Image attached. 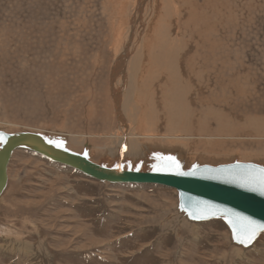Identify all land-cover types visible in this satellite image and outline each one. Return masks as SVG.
<instances>
[{
	"label": "rangeland",
	"instance_id": "rangeland-1",
	"mask_svg": "<svg viewBox=\"0 0 264 264\" xmlns=\"http://www.w3.org/2000/svg\"><path fill=\"white\" fill-rule=\"evenodd\" d=\"M171 1L181 16L176 25L169 9L171 36L193 68L187 129L128 111L131 138L115 136L110 69L136 0H0V130L58 138L131 171L154 152L183 169L264 165V0ZM0 264H264V232L237 245L221 219L178 211L174 188L101 182L16 149L0 195Z\"/></svg>",
	"mask_w": 264,
	"mask_h": 264
},
{
	"label": "water",
	"instance_id": "water-1",
	"mask_svg": "<svg viewBox=\"0 0 264 264\" xmlns=\"http://www.w3.org/2000/svg\"><path fill=\"white\" fill-rule=\"evenodd\" d=\"M16 149L32 151L101 182L174 188L177 191L178 211L188 220L196 222L221 219L230 231L232 242L237 245L248 247L264 232L258 230L248 246L237 243L233 238V226L243 235L254 227L248 221L264 225V194L259 184L260 170L264 169V165L233 161L216 165L193 163L183 169L180 163L177 168L168 159L172 156L153 154L156 162L151 165L150 172L134 170L116 173L109 167L92 162L86 150L78 153L67 149L58 138L32 131L9 133L0 130V195L7 183L8 161Z\"/></svg>",
	"mask_w": 264,
	"mask_h": 264
},
{
	"label": "bare ground",
	"instance_id": "bare-ground-1",
	"mask_svg": "<svg viewBox=\"0 0 264 264\" xmlns=\"http://www.w3.org/2000/svg\"><path fill=\"white\" fill-rule=\"evenodd\" d=\"M169 9L174 11L176 25H178V18L181 16L171 0H136L135 9L124 32L122 47L119 48L116 55L114 54L115 58L113 56L109 88L113 110L117 115L120 127V133H115V136L123 142L129 135V125L126 124L124 118V113L128 111H132L137 120H142L143 125L160 127L162 122L167 119L168 123L166 122V124H170V126L168 125L169 130L179 127L187 129L181 119H186L187 111H190L187 93L191 90L190 85L193 80L190 69L193 68L186 66L182 60L185 57V52L182 53V47L173 42L178 37L171 36L170 26L174 17ZM181 68L184 72H181ZM185 73L187 75H184ZM177 120L181 121L172 126V122ZM132 134L130 133L131 136ZM132 148L133 150L130 149L131 152L128 153V155L132 154L131 160H140L142 155L135 150L136 147L133 146ZM153 154L155 156L168 155L167 153L162 155L155 152ZM171 156L173 157V155ZM174 158L182 167V162L178 161L177 155L174 154ZM92 162L109 167L106 162L103 164ZM155 162L156 158H152L149 161V168L141 166L136 167L135 170L150 172L152 170L151 165ZM120 166L122 169L118 166L109 168L116 173L131 172V168H126L122 164Z\"/></svg>",
	"mask_w": 264,
	"mask_h": 264
},
{
	"label": "snow or ice",
	"instance_id": "snow-or-ice-1",
	"mask_svg": "<svg viewBox=\"0 0 264 264\" xmlns=\"http://www.w3.org/2000/svg\"><path fill=\"white\" fill-rule=\"evenodd\" d=\"M59 146V145H58ZM170 161H172V163L179 168V164L178 162L175 161L174 157H169L168 158ZM261 175L259 177V184H260V189L262 194H264V169L260 170ZM178 174H183V173H178ZM191 215V213L189 214ZM197 219H200L202 217H194ZM249 225H254V227H252L247 233L241 235L237 229L235 228V226H233V238L237 241V243L242 244L244 246H248L249 244L252 243V241L255 239L256 235H257V231H264V225H255V222L253 221H248Z\"/></svg>",
	"mask_w": 264,
	"mask_h": 264
}]
</instances>
